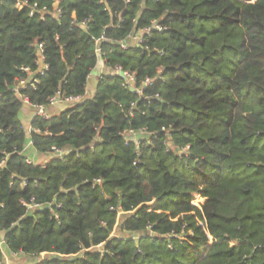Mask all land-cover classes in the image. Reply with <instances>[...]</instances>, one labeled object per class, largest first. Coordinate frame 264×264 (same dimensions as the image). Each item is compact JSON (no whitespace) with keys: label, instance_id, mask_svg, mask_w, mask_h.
<instances>
[{"label":"trees","instance_id":"obj_1","mask_svg":"<svg viewBox=\"0 0 264 264\" xmlns=\"http://www.w3.org/2000/svg\"><path fill=\"white\" fill-rule=\"evenodd\" d=\"M103 62L152 84L89 96ZM0 236V264H264V0H0Z\"/></svg>","mask_w":264,"mask_h":264},{"label":"built area","instance_id":"obj_2","mask_svg":"<svg viewBox=\"0 0 264 264\" xmlns=\"http://www.w3.org/2000/svg\"><path fill=\"white\" fill-rule=\"evenodd\" d=\"M58 13H60V10H58ZM80 25L82 26V28L84 29H87L86 27V23L85 22H82L80 23ZM159 31V32H162V31H165L166 28H164L159 22H154L153 25L149 28H147L144 32H141V33H138V35H132L130 36L129 38V41H124V42H121V47L122 48H127L128 47V43L129 44H135V43H142V40L144 38L145 35H150L152 31ZM106 37L104 35H102L100 38H96L94 39L96 44H100L101 41H104L106 40L105 39ZM104 54L100 52V58H102ZM101 67V72L99 74H95V70L89 75V82L92 80V79H96V78H102L103 75H110V76H120L121 78L125 79V83L127 85V87L131 89H133L134 92L138 93V94H142L143 91L142 89L145 88V87H148L149 85H151L152 83V80L151 79H147L144 81V83L142 84V87H134V76L133 74H131L129 71H124L122 69V67H116L114 69H108L106 68V66H104V62L103 64L101 65H98ZM157 78H159V76H157ZM34 82H36V80H33L31 84H33ZM89 82H88V85H87V94L89 95ZM21 85H25V82L22 81L20 83ZM149 98V97H147ZM82 99V97H68V98H65V99H61V98H55V99H52L51 101V104L53 103H56L57 101L58 102H61V103H64L65 105H68V104H73V103H76L78 101H80ZM25 101L27 102V100L25 99ZM37 108V113L38 115H41L45 118H49L51 116V114L49 112H47L46 108L42 107V106H39V107H36ZM139 132H133V131H129L126 133V138L127 140L129 139H133L134 141H138L136 139V135H138ZM129 136V137H128ZM30 146V144H29ZM64 151L62 150H57L55 151V155L58 156V157H61L64 155ZM51 157H53L51 155ZM26 161L28 163H36L34 160L30 159V158H27ZM25 181H22V185H25ZM5 245V240L0 236V246H4ZM15 257H17L16 255H14ZM8 262V261H7ZM9 263V262H8Z\"/></svg>","mask_w":264,"mask_h":264},{"label":"crops","instance_id":"obj_3","mask_svg":"<svg viewBox=\"0 0 264 264\" xmlns=\"http://www.w3.org/2000/svg\"><path fill=\"white\" fill-rule=\"evenodd\" d=\"M56 103H61V102H56ZM56 103H53L51 104L50 106H55ZM64 104V103H62ZM47 112L51 113L49 111V106L46 108ZM22 113H21V118L24 122V125L26 127L27 130H29V132L31 133L32 129H31V121H32V118L36 115L37 113V108L36 107H33L31 105H29L28 103H26V105H24L23 109H22ZM26 155L28 158L34 160L35 162L37 163H46L51 155H48V154H40L38 153L33 147L31 146H28L26 148ZM14 256V255H13ZM13 258H17V257H13ZM9 262V261H8ZM9 263H13L12 261L9 262Z\"/></svg>","mask_w":264,"mask_h":264},{"label":"rangeland","instance_id":"obj_4","mask_svg":"<svg viewBox=\"0 0 264 264\" xmlns=\"http://www.w3.org/2000/svg\"><path fill=\"white\" fill-rule=\"evenodd\" d=\"M95 74H99L101 72V67L98 66L96 69H95ZM100 79V78H99ZM98 78L96 79H92L90 82H89V96H92L93 93L95 92V85L97 84ZM67 105L65 104H62V103H56L55 106H49V111L51 112V114H54V115H58L60 114L62 111H64L67 107ZM144 133L141 132L139 133L138 135H136V139L139 140V139H142L144 137ZM129 137V136H128ZM37 258H31V257H28V256H24V255H19L17 256V258H14V262H16V264H21V263H25L26 260L29 261V262H33L34 260H36Z\"/></svg>","mask_w":264,"mask_h":264},{"label":"water","instance_id":"obj_5","mask_svg":"<svg viewBox=\"0 0 264 264\" xmlns=\"http://www.w3.org/2000/svg\"><path fill=\"white\" fill-rule=\"evenodd\" d=\"M131 91H133V89H131Z\"/></svg>","mask_w":264,"mask_h":264}]
</instances>
